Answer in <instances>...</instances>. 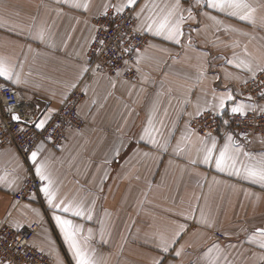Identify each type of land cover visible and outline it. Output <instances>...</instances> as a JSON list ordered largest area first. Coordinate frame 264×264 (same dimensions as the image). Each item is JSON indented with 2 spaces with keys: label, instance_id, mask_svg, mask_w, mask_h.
Wrapping results in <instances>:
<instances>
[{
  "label": "crops",
  "instance_id": "0c3cea01",
  "mask_svg": "<svg viewBox=\"0 0 264 264\" xmlns=\"http://www.w3.org/2000/svg\"><path fill=\"white\" fill-rule=\"evenodd\" d=\"M79 2L88 9L65 0H0V59L13 73L12 80L0 77V82L28 104L31 127L52 118L72 91L84 93L78 109L84 128L67 130L57 148L41 142L38 161L45 165L56 202L79 204L92 219L57 212L41 191L17 202L14 197L29 169L9 145L0 151V226L19 231L37 224L32 245L51 264H75L54 215L81 228L77 240L95 264H154L161 238L171 241L181 225L182 234L164 264H264L259 246L264 236L257 232L264 229V186L220 172L214 162L202 163L198 149L205 134L187 127L197 105L216 102L213 97L226 90L237 95L225 114L241 102L257 105L261 113L264 99L250 102L238 89L253 75L244 65L256 74L258 66L264 67V0H243L254 10L251 22L181 0V9L191 8L194 17L182 24L181 43L143 32L148 41L139 53L135 82L81 72L89 68L94 19L105 14V5L115 11L126 0ZM174 3L138 0L135 15L145 4L148 8L137 25L150 22V16L162 19ZM41 32L43 39L38 38ZM227 135L209 134L217 140L215 155ZM231 135L242 149L239 161L261 159L263 138ZM17 223L22 226L14 228ZM176 250H181L178 257Z\"/></svg>",
  "mask_w": 264,
  "mask_h": 264
},
{
  "label": "built area",
  "instance_id": "2783aa9c",
  "mask_svg": "<svg viewBox=\"0 0 264 264\" xmlns=\"http://www.w3.org/2000/svg\"><path fill=\"white\" fill-rule=\"evenodd\" d=\"M134 17V11L127 9L120 14L109 10L107 15L103 14L94 19L95 36L89 50V68L95 69V72L90 70L89 74L118 77L127 82L137 80L136 59L147 44L148 37L146 35L142 33H133L131 36L124 34V41L131 39V46L136 50L130 53L127 68L123 65V61L116 62L117 67L120 68L119 76L112 68V62L108 59V56L101 57L97 54L101 49L100 40L106 41L110 49H115L117 36L123 34L125 29L131 32V29L137 26V20ZM118 28L119 33L117 32ZM98 64L100 68H97ZM256 76L255 81L251 79L239 89L243 97L251 96L253 102L259 99L260 89L258 85L260 81L264 80V76L260 73ZM84 99L85 95L81 90L72 91L46 125V131L41 133L31 127L28 122L11 120V113L5 110V106L12 108L15 113L21 115L27 121L28 104L20 97L16 89L0 82V151L6 146H13L29 169V174L25 177L20 191L14 197L17 202H23L30 196L36 195L43 186L38 177L30 170L28 158L31 151L36 150L41 142H46L50 147L57 148L65 140L67 130L82 129L83 124L78 115V109ZM223 120H228L229 124L225 125ZM191 127L201 135L213 133L223 136L232 132L240 139L247 138L250 135L264 138V114L253 111L248 112L247 117L244 118L231 114L225 117L214 116L212 113L207 112L202 117L195 119ZM20 128H23L24 131H18ZM50 133L53 137L51 142L48 140ZM38 228L37 224H32L22 230L15 231L7 225H1L0 264H50V258L32 245Z\"/></svg>",
  "mask_w": 264,
  "mask_h": 264
},
{
  "label": "snow or ice",
  "instance_id": "6c2138e0",
  "mask_svg": "<svg viewBox=\"0 0 264 264\" xmlns=\"http://www.w3.org/2000/svg\"><path fill=\"white\" fill-rule=\"evenodd\" d=\"M66 3L70 2L72 7L75 8H83L85 11L88 9L87 3H80L79 0H65ZM138 3V0H126V3L119 4L115 6V13L120 14L123 13L126 9H130L135 11V5ZM195 4L200 7H206L208 9H214L219 12H225L227 10L228 15L238 16V18L242 21H250L253 9L249 7L248 4L244 3L243 0H195ZM110 5H105V15H107V8ZM148 8V5L145 4L140 12L137 13L134 19L139 20L140 15ZM183 11H187L188 16L185 17L183 15ZM180 13L177 15V13ZM192 9L188 8L186 10L181 9V0H175V3L169 8L167 13L163 16L162 19H153L151 16L148 18L150 22L145 25H137L129 30L125 29L123 34H119L117 36V44L115 49H110L107 42L104 40H100L101 49L97 53L99 56L104 57L108 56V59L112 62V68L115 70L116 75H120V68L117 67V61H123V65L125 68L129 65L130 53L135 51L136 49L131 46V39L128 41H124V34L132 35L133 33H143V32H151L154 36H163L165 40L172 41L176 44L181 43V37L183 35L182 24L185 23L186 19H193ZM107 31V29H105ZM119 33V28L117 29ZM38 38L43 39V33H39ZM139 54L136 59V64H139ZM107 63V62H106ZM229 64H232L233 61H228ZM244 64L241 61L239 64H236V67H241ZM248 72L253 73L251 79L255 81L257 79L256 73L253 71V68L250 64L244 65ZM97 68H100V65H97ZM95 72V69H90L88 67H83L81 72L82 74H86L89 71ZM137 70H139L137 68ZM258 70L260 75L264 76V67H259ZM13 73L4 60L0 59V77L5 80H12ZM13 83H18L19 79L17 77L16 80L12 81ZM245 84L248 81L244 82ZM76 85L73 84L72 87ZM259 98L264 99V80L259 82L258 85ZM237 93H234L231 90H226L225 93L219 97H213V100L216 102L209 101L206 105L201 108V106L197 105L195 113L190 114V122L191 120H195L199 117L205 115L206 112H211L214 116L223 115L226 112V106L229 102L235 101V96ZM249 101H251L252 97H247ZM257 105L253 103L245 104L235 103V106L231 107L230 113L231 115H239L240 117H247L246 109H251L253 111L257 110ZM5 110L11 113V120L27 123V121L22 118L21 115L14 112V110L10 107L5 106ZM259 111L264 113V107H260ZM51 117L41 119L37 122L33 123V127L38 132L46 131V125L49 123ZM151 123V121H149ZM225 125L229 124L228 120H223ZM187 127H190V123ZM18 131L23 132L24 129L20 128ZM145 135H149L150 142L155 145L157 142L154 137H151L149 133V129L145 128ZM191 133H189L190 135ZM144 137L142 136L141 139ZM53 139L52 134L50 133L48 136L49 142ZM211 141V146H208V141ZM43 144L41 143L36 150L31 151L29 156V161L33 164L34 171L36 177L41 181L42 187L40 188L41 193L45 196L46 202L48 205L56 210L57 212L70 213L72 216L87 218L88 220L92 219L91 211L89 210L87 213L83 209V207L79 204H73L72 202L65 203L64 201L56 202V194L52 190L51 185L52 181L47 176L45 172V165L42 162L38 161V154L41 151ZM179 151H183V149H178ZM241 147L233 138V135L229 134L226 136L225 143L222 148L218 150V155H215L217 152V140L214 136H209V134H205V137L201 140V147L198 149V155L202 156V163L209 164L214 162L215 167L218 171L223 172L228 170L229 174H234L236 176H243L245 180H250L253 183H259L261 186H264V154H262L261 159L259 161H255L254 163H244L239 161V156L241 154ZM118 154V153H117ZM245 157H249L251 159V154L248 152H243ZM192 163H196V161H192ZM239 164V167L237 166ZM54 219L56 220L63 236L65 242L68 244L69 249L73 253V257L75 259V264H95V261L89 256V254L85 251L84 247L81 246L79 241L77 240V234L81 232V228L72 223L69 219H63L59 215H54ZM22 225L14 224V228H19ZM183 225L180 226V231H177L175 237L168 241L164 238H161L158 248L160 250L159 259L154 261V264H164L165 254H167L172 246L178 242L179 236L182 234ZM257 232L264 236V229H257ZM89 235H91V230H89ZM14 243H16L14 241ZM19 246V245H18ZM261 248H264V242H261L259 245ZM175 255L178 257L181 255V250H176Z\"/></svg>",
  "mask_w": 264,
  "mask_h": 264
},
{
  "label": "rangeland",
  "instance_id": "374dc122",
  "mask_svg": "<svg viewBox=\"0 0 264 264\" xmlns=\"http://www.w3.org/2000/svg\"><path fill=\"white\" fill-rule=\"evenodd\" d=\"M258 74V73H257ZM256 74V75H257ZM239 89H240V87H239ZM239 89H238V93H240V91H239ZM240 95H241V93H240ZM242 96V95H241ZM243 97V96H242ZM244 99H246V100H248L247 98H245L244 97ZM258 101H260V98L256 101V102H258ZM250 102H253V101H250ZM251 112H253V111H251ZM256 112V111H255ZM248 113V112H247ZM258 113V112H257ZM231 114V113H230ZM262 114V113H261ZM227 115H229L228 113L227 114H225V115H220V116H222V117H225V116H227ZM82 121V120H81ZM194 120H192L191 121V123H190V128L192 129V127H191V124H192V122H193ZM82 124H83V127H82V129L84 128V122L82 121ZM82 129H80V130H76V131H81ZM74 130V129H73ZM193 130V129H192ZM194 132H196V133H198L197 131H195V130H193ZM198 134H200V133H198ZM227 134H233L232 132L231 133H227ZM201 135V134H200ZM217 135V134H216ZM218 136H220V135H218ZM224 136V135H223ZM252 135H250V136H248L247 138H249V137H251ZM253 136H256V135H253ZM220 137H222V136H220ZM237 137V136H236ZM259 137V136H258ZM262 138V137H261ZM264 139V138H263ZM40 193V191L36 194V195H38ZM45 254V253H44ZM45 255H47V254H45ZM48 256V255H47ZM49 257V256H48ZM50 258V257H49ZM51 260V259H50ZM50 264H51V262H50Z\"/></svg>",
  "mask_w": 264,
  "mask_h": 264
}]
</instances>
